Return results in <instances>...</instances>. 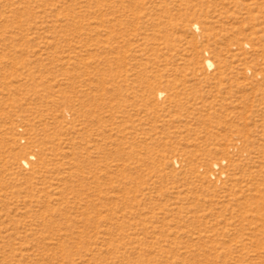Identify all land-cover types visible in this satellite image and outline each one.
Instances as JSON below:
<instances>
[{"label": "rangeland", "instance_id": "obj_1", "mask_svg": "<svg viewBox=\"0 0 264 264\" xmlns=\"http://www.w3.org/2000/svg\"><path fill=\"white\" fill-rule=\"evenodd\" d=\"M0 264H264V0H0Z\"/></svg>", "mask_w": 264, "mask_h": 264}, {"label": "bare ground", "instance_id": "obj_2", "mask_svg": "<svg viewBox=\"0 0 264 264\" xmlns=\"http://www.w3.org/2000/svg\"><path fill=\"white\" fill-rule=\"evenodd\" d=\"M207 64H208V66H210V67L213 66V63H212V61H210V60L207 61Z\"/></svg>", "mask_w": 264, "mask_h": 264}]
</instances>
